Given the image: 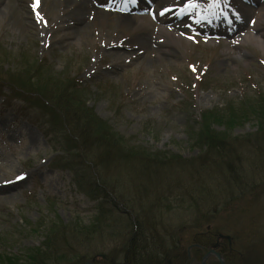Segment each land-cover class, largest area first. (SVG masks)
<instances>
[{"label": "rangeland", "instance_id": "rangeland-1", "mask_svg": "<svg viewBox=\"0 0 264 264\" xmlns=\"http://www.w3.org/2000/svg\"><path fill=\"white\" fill-rule=\"evenodd\" d=\"M216 1L160 0L156 15L132 11V15L125 16L138 22L127 25L116 21L121 10L105 13L104 9L99 16L86 11L87 26L80 41L71 34L69 26L73 21L68 16L71 5L59 0H41L36 11L42 19L33 10L34 0H13V8L2 10L0 80L37 91L41 97L33 99L34 103L21 100L22 95H31L18 93L12 87V96L16 98L12 97L10 104L20 108L27 120L15 118L1 102L9 90L0 86V253L12 255L34 246L44 249L46 236L60 228L69 233V240L53 252L55 264L57 254L67 257L62 264H83L104 254L105 259L98 261L105 264L110 257L120 260L123 247L126 250L128 238L124 235L125 244L120 241L121 235L115 237L119 230L114 228V217L104 215L100 226L104 229L99 233L92 230L96 202L77 190L81 180L75 182L70 171L58 166L64 156L76 155L75 149L63 142L61 130L51 126L54 122L48 113L53 112L61 97L84 100L106 127L125 135L131 143L150 151H169L182 158L199 155L200 149L193 145L189 134L199 126L200 112L226 105L239 107L246 99L253 102L260 98L259 92H264V50L259 43L249 40L235 43L241 29L228 38L215 35L218 30L209 28L203 21L207 18L200 17L214 15ZM227 1L234 8L242 0ZM190 3L196 6L188 8ZM255 3L248 15L255 17L250 25L257 23L256 27L263 31L264 0ZM169 5L172 8L166 10ZM3 8L0 0V9ZM179 16L185 17L181 20L185 23L180 31L183 38L168 29ZM193 18L195 24L191 22ZM163 19L170 23L164 24L160 21ZM190 22L194 27H190ZM134 27L139 28L133 30ZM159 28L173 32L180 43L161 52L155 43ZM136 33L139 40L149 39L147 47L139 48L138 40L133 38ZM201 76L200 84L196 81ZM73 79L79 80L76 83L81 86L80 92L74 90ZM210 128L231 137L256 131L253 120L221 119L211 122ZM61 147H66V154ZM245 151L244 160L250 155ZM246 164L245 161L247 175L235 185L223 175L211 178L215 181L213 186L205 184L213 194L220 192L218 201L215 195L216 200L201 198L198 190L193 194L195 199H186L182 191L193 173L189 168V172L176 169L167 180L163 194L170 200L168 208L157 210L147 198L135 193V188L131 190V202L127 189L120 190L131 209L137 214L143 212L148 219L145 232L150 240H162L164 246H169L172 242H190L194 234L210 229L213 234L230 236L235 254L230 255L229 264H264V194L258 200L259 195L247 178L251 176V183L259 184L264 180V170ZM90 175L86 166L83 177ZM205 175L202 171L201 177ZM18 176L24 179L17 180ZM115 177L121 179L118 170L102 173L107 190L118 196ZM86 181L82 183L88 188L92 184ZM116 217L121 228L125 218ZM146 247L147 252L154 251L149 239Z\"/></svg>", "mask_w": 264, "mask_h": 264}, {"label": "trees", "instance_id": "trees-1", "mask_svg": "<svg viewBox=\"0 0 264 264\" xmlns=\"http://www.w3.org/2000/svg\"><path fill=\"white\" fill-rule=\"evenodd\" d=\"M78 81L77 79L74 81V87L77 88H74L76 92L81 90V86L76 83ZM0 86H6L9 90L8 94H4V100L8 106L11 105L10 99L15 96H12V87L13 90L16 88L18 93L22 91L23 94L31 95V97L22 95L20 97L21 100L33 102V99L41 97L37 91L25 90L22 87L8 84L2 80H0ZM256 86L258 85L256 84ZM259 95L260 98L258 100L252 102L246 99L239 107L226 105L227 107L224 108L214 107L200 112L199 126L189 134L193 138V145L200 149L199 155L193 158H182L169 151H150L131 143L125 135L106 127V123L97 117L93 109L89 108L84 100L79 97L66 95L59 99L53 112L48 113L50 120L54 122L52 124L49 123L55 130H61L63 142L71 146L69 149L74 148L76 155L71 156L69 154L66 155L67 157L64 156V160L60 159L58 161V166L70 171L75 182L81 180V187H77V190L83 195H90L89 198L96 202V215L92 230H97L99 233V231L104 229L100 228V226L105 215V218L114 217V228L119 230L118 233L116 232L115 237L121 235L120 241H123V243L125 242L124 238H128L126 250L123 247L122 258L117 264H168L167 260L171 264H187L189 262L186 257L187 245L192 242L204 243V234L196 233L190 242H172L171 244L169 243V246H164L162 240H150L145 232L148 219L145 216L143 217V212L137 214L136 210L131 209L130 205L126 203L127 198L122 195L120 189L121 187L127 189L129 192L128 196L131 197L133 195L131 190L135 188V193H139L141 198H147L146 200L149 203L158 207L157 210H161L165 207L168 208L170 205L168 204L170 200L165 197L163 190L167 180L172 177L176 169H183L187 172L192 169L193 171L192 175H190V180L187 179L188 181H186L189 185L183 187L184 190L182 192L187 195L186 199L192 197L195 199L193 194H195V190H198L201 198L210 197L208 201L216 200L215 197H217L218 201L220 197V192H214L213 194L212 190L208 188L209 185L213 186L212 183L215 182L214 179H211L212 177L226 176L235 185V183L240 182L239 180L243 178V175H247L245 173V161L247 162V167L262 168L264 170V92H259ZM44 109H46L45 106ZM221 119H230L231 122L253 120L256 131L241 137H231L225 133L217 134L211 130L210 124ZM61 150L65 153L66 147H61ZM245 150H248L251 156L248 154L249 156L244 160L245 155H243V152ZM86 166L92 174L89 178L83 177ZM113 170H118L121 178L115 177L116 180H114L118 184L117 188H115L116 191H119L118 196H114L110 190H107L102 180L103 172L105 175ZM202 171L206 172L203 178L201 177ZM250 177L247 176L250 182L248 184L256 189V195H259V200L260 196L264 194V180L259 184L251 183ZM87 179L93 186L84 187L82 180L86 181ZM199 186L203 188L199 189ZM207 190L209 193H206ZM133 197L129 198L131 202H133ZM198 201H194L196 205ZM259 203L260 201H258ZM117 215L125 218L126 222L121 227L122 229L119 225V217H116ZM211 235L214 239L215 233ZM49 236H52V238L50 239ZM49 236L47 235L45 238L47 242L44 245V249L34 246L27 247L20 253L12 255L6 252L0 253V264L4 261L7 264H55L53 252L58 246L66 244L69 240V233H65V228H60ZM148 239L154 246L152 253L146 251L148 249L146 247ZM213 239L207 241V243H212ZM198 251L199 249L195 248L194 254L196 255ZM233 254H235L234 251L227 255L228 261L230 255ZM66 258L62 254H57V264H62L63 261L67 260ZM110 258L111 260L107 261L106 264H115L117 260L114 259L118 257ZM209 264L218 263L211 261Z\"/></svg>", "mask_w": 264, "mask_h": 264}, {"label": "bare ground", "instance_id": "bare-ground-1", "mask_svg": "<svg viewBox=\"0 0 264 264\" xmlns=\"http://www.w3.org/2000/svg\"><path fill=\"white\" fill-rule=\"evenodd\" d=\"M13 0H2V6L4 5L3 9H0V13L5 11L4 9L6 8H13V3L11 2ZM60 2L65 3L67 6L71 5L72 9L70 11V14L68 16L73 17V21H71V23L69 24V26H71V34L74 36L75 39H77V41H80L81 37H82V33L84 32V29L87 26V22L86 20H84V16L86 11L89 12H96V14H98L97 16H99L101 14V12H103L104 10L102 9V5L100 4L102 0H59ZM148 2H150V7L148 8V12H152L155 13L157 12V5L159 4L157 1L155 0H147ZM12 3V4H11ZM149 5V3H148ZM153 6H156L155 9H153ZM172 6H168L167 9H171ZM3 10V11H2ZM102 10V11H101ZM105 13H111L109 11H104ZM252 11H250L249 13H251ZM125 15H130L127 13H122V14H116V21L120 24H135L137 23V19L134 17H127ZM72 19V18H71ZM163 22L167 21V20H162ZM102 21H100V23H102ZM167 23V22H165ZM79 25V26H78ZM256 25H258L257 23L252 27L251 25H246L244 27L243 30H246L244 32V34H242L240 36V38L238 40H236V42L238 41L240 43V41H252L255 43H259V47L264 50V43H263V38H264V30L261 31L260 28L256 27ZM139 26V25H138ZM179 27H184V24L179 23L178 25H176V29ZM139 27H134L133 30H137ZM142 28V27H141ZM67 30L70 29L69 27L66 28ZM255 30V32H254ZM159 35L156 36V40L155 43H157V46L159 47L161 52H166L170 50V47H174L176 44L180 43V38L175 35L173 32H167L165 31L163 28L160 29L159 28ZM177 34L182 37V35H180L181 32H179L178 30H176ZM161 37L164 38V42L160 43L161 41H163V38L161 39ZM133 38H136L138 40V44H140L139 48H143V47H147L148 43H149V39L147 41H143L142 39L139 40L138 38V34L136 33L135 36H133ZM183 38V37H182ZM164 47V48H163ZM256 83V82H255Z\"/></svg>", "mask_w": 264, "mask_h": 264}, {"label": "flooded vegetation", "instance_id": "flooded-vegetation-1", "mask_svg": "<svg viewBox=\"0 0 264 264\" xmlns=\"http://www.w3.org/2000/svg\"><path fill=\"white\" fill-rule=\"evenodd\" d=\"M209 235H206L204 237V239H203L204 243H201L200 248L198 247L199 251L196 253V255L194 254V250L192 249L191 256H190L191 261L188 264H193L192 262H194V261L197 262L199 259H202L203 255L211 249L210 247H211L212 243L208 244L207 241H210L213 238H212V235L210 233H209ZM215 241H218L217 237H216ZM188 246L189 245H187V252H188ZM226 246H227V248H229L228 245H226L222 240L219 239V243L217 244V246L214 249L216 251L220 252L225 257V259L227 260V254H229V251H228V249H225ZM167 262H168V264H171V262L169 260Z\"/></svg>", "mask_w": 264, "mask_h": 264}, {"label": "water", "instance_id": "water-1", "mask_svg": "<svg viewBox=\"0 0 264 264\" xmlns=\"http://www.w3.org/2000/svg\"><path fill=\"white\" fill-rule=\"evenodd\" d=\"M219 237H221V238H225V239H227V240H230V236H229V235L219 234ZM192 246H193V245L189 246V248H191ZM215 246H217V243H214V244H213V247H215ZM211 253H214V251L211 250V251L207 252L206 254H204V256H203V258H202L200 264H205V260H206V258H207ZM215 255H216V257H217V259H218V261H219L220 264H225V262H224V260H223V258H222V255H221L220 253L215 252ZM101 256H103V255H101ZM85 264H95V263H92V262H86Z\"/></svg>", "mask_w": 264, "mask_h": 264}, {"label": "snow or ice", "instance_id": "snow-or-ice-1", "mask_svg": "<svg viewBox=\"0 0 264 264\" xmlns=\"http://www.w3.org/2000/svg\"><path fill=\"white\" fill-rule=\"evenodd\" d=\"M40 2H41V0H34V3L32 5L33 10L36 13L38 19H42V17L40 16V13L38 11H36L39 8V6H40ZM195 6H196L195 4L190 3L187 7L188 8H194ZM161 14H163V13H161ZM193 70L195 71V69H193ZM16 179L17 180H21V179H24V177L23 176H18Z\"/></svg>", "mask_w": 264, "mask_h": 264}]
</instances>
